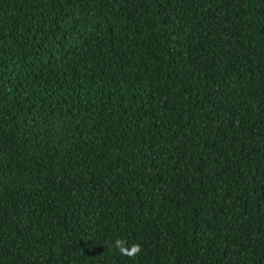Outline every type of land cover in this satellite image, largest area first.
<instances>
[{
  "label": "trees",
  "instance_id": "trees-1",
  "mask_svg": "<svg viewBox=\"0 0 264 264\" xmlns=\"http://www.w3.org/2000/svg\"><path fill=\"white\" fill-rule=\"evenodd\" d=\"M0 264H264V0H0Z\"/></svg>",
  "mask_w": 264,
  "mask_h": 264
},
{
  "label": "clouds",
  "instance_id": "clouds-1",
  "mask_svg": "<svg viewBox=\"0 0 264 264\" xmlns=\"http://www.w3.org/2000/svg\"><path fill=\"white\" fill-rule=\"evenodd\" d=\"M112 248L123 256L135 258L142 252L143 246L139 243L129 244L127 239L118 238L112 242Z\"/></svg>",
  "mask_w": 264,
  "mask_h": 264
}]
</instances>
